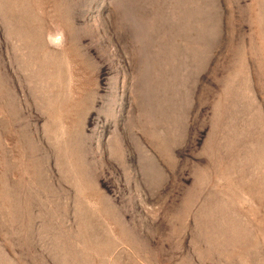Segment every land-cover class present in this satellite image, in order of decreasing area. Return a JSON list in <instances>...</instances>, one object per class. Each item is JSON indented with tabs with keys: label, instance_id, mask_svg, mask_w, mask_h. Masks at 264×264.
Segmentation results:
<instances>
[{
	"label": "rangeland",
	"instance_id": "1",
	"mask_svg": "<svg viewBox=\"0 0 264 264\" xmlns=\"http://www.w3.org/2000/svg\"><path fill=\"white\" fill-rule=\"evenodd\" d=\"M0 264H264V0H0Z\"/></svg>",
	"mask_w": 264,
	"mask_h": 264
}]
</instances>
